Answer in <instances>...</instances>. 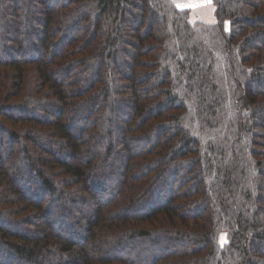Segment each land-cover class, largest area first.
Segmentation results:
<instances>
[{"label":"trees","instance_id":"1","mask_svg":"<svg viewBox=\"0 0 264 264\" xmlns=\"http://www.w3.org/2000/svg\"><path fill=\"white\" fill-rule=\"evenodd\" d=\"M213 3L0 0V264H264V0Z\"/></svg>","mask_w":264,"mask_h":264},{"label":"rangeland","instance_id":"2","mask_svg":"<svg viewBox=\"0 0 264 264\" xmlns=\"http://www.w3.org/2000/svg\"><path fill=\"white\" fill-rule=\"evenodd\" d=\"M173 3L180 10L190 11V20L192 21V23L196 21L204 22L207 24L215 23V17H214L215 14H213V12H215L214 10L215 6L213 0H194L187 4L182 3L181 5L176 4L174 1ZM184 6H188V7H184ZM196 15H198V18L199 17L200 18L197 19ZM5 150H6L5 147L0 149V153L4 152ZM225 243H226V235H222L221 244H225Z\"/></svg>","mask_w":264,"mask_h":264},{"label":"crops","instance_id":"3","mask_svg":"<svg viewBox=\"0 0 264 264\" xmlns=\"http://www.w3.org/2000/svg\"><path fill=\"white\" fill-rule=\"evenodd\" d=\"M173 1H174L176 4L181 5L182 3H183V4H187V3L192 2V1H194V0H173ZM184 7H188V6H184ZM184 7H183V8H184ZM214 10H215V9H214ZM191 12H192V11H191ZM213 14H215V12H213ZM214 17H215V15H214ZM196 18L199 19L200 17L198 18V15H196Z\"/></svg>","mask_w":264,"mask_h":264}]
</instances>
